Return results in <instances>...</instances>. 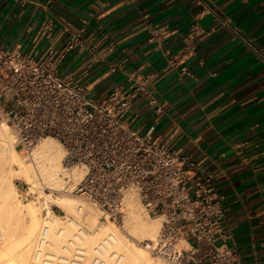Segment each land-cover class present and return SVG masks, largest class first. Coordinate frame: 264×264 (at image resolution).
Instances as JSON below:
<instances>
[{"label": "crops", "instance_id": "crops-1", "mask_svg": "<svg viewBox=\"0 0 264 264\" xmlns=\"http://www.w3.org/2000/svg\"><path fill=\"white\" fill-rule=\"evenodd\" d=\"M200 11L187 59L195 76L182 82L168 58ZM48 19L52 36L38 39ZM80 28L86 48L61 70L96 97L128 85L137 67L156 73L163 111L141 98L125 119L201 160L226 195L228 243L243 264H264V0H0V47L61 46Z\"/></svg>", "mask_w": 264, "mask_h": 264}, {"label": "built area", "instance_id": "built-area-1", "mask_svg": "<svg viewBox=\"0 0 264 264\" xmlns=\"http://www.w3.org/2000/svg\"><path fill=\"white\" fill-rule=\"evenodd\" d=\"M202 13L184 35V45L168 58L179 67L182 82L195 76L187 59L196 53L194 37L202 30ZM223 22L230 25L227 19ZM53 26L48 19L38 39L51 37ZM86 40L80 28L61 46L52 40L45 48L36 45L28 51L0 47V112L9 117L16 143L30 149L44 137L57 139L64 167L85 171L59 190L79 193L96 204L103 222L125 219V191L134 187L148 213L162 218L157 235L143 241L161 264H243L237 247L228 243L226 195L213 174L183 148L153 135L154 126L141 133L125 119L141 98L163 111L152 88L156 73L137 67L128 85L116 84L96 97L89 85L60 68L69 51L86 48ZM19 194L24 199L41 196L38 187L28 184ZM79 252L75 249L69 264ZM92 264L112 263L95 254Z\"/></svg>", "mask_w": 264, "mask_h": 264}, {"label": "bare ground", "instance_id": "bare-ground-1", "mask_svg": "<svg viewBox=\"0 0 264 264\" xmlns=\"http://www.w3.org/2000/svg\"><path fill=\"white\" fill-rule=\"evenodd\" d=\"M11 126L7 120L0 121V264H32V245L42 226H47L48 232L44 234L47 227L43 228L40 233L43 235L37 239L39 249L35 253L37 257H40L44 245L48 246H46L47 252L44 253L46 256L44 264L45 262L48 264L71 262L65 257L55 256V250L59 248V243L64 238L80 251L77 260L72 264H90L89 260L85 262L84 260L90 255L88 249H92L95 245H97L94 247L96 255H100L105 260L103 249L108 250L107 258L112 261V264H154V257L147 247L127 238L120 232L115 222L103 224L104 226L99 224L101 209L93 202L84 198L74 200L71 196H57L69 215V223L75 226L80 225L76 233L71 231L69 225L60 221L49 206V214L41 219L38 208L34 204L21 203L22 201L16 198L12 176L19 174L28 181H35L37 180L36 171H39L40 173H37L51 185L58 182L60 172L68 171L63 164V147L53 137H44L32 147L30 153L33 156L35 168L32 164L26 163L27 155L23 154V150L18 147L16 135L12 132ZM84 172L83 169L75 167L72 173L73 178H81ZM124 201L127 206L126 225L129 232L141 241L157 235L162 225V218L149 213L144 214L138 204L141 200L137 190L133 187L128 188L125 191ZM18 222H21V225ZM80 231H83L84 235ZM55 259H58V262Z\"/></svg>", "mask_w": 264, "mask_h": 264}, {"label": "rangeland", "instance_id": "rangeland-1", "mask_svg": "<svg viewBox=\"0 0 264 264\" xmlns=\"http://www.w3.org/2000/svg\"><path fill=\"white\" fill-rule=\"evenodd\" d=\"M2 120H7L11 124L9 117L7 115L3 114L2 112H0V121H2ZM11 130L15 134L12 126H11ZM50 138H52V137H50ZM18 147L23 150V154L26 153L25 154V155H27V156H25L26 163H30V164H32L34 166V164H33V156L30 153L32 148L24 149L20 145H18ZM15 167H16V165H15ZM34 168H35V166H34ZM74 168L75 167L70 168V169H66L68 171L67 173H63V172L61 173L60 172V174L58 175V178H59L58 182H56L55 184H51V185L48 182H45L44 178H42L43 176L41 174H39L40 173L39 171H36L37 180H35V181H32V180L28 181L27 179L20 177L19 174H15L14 177L12 176V183H13V187L16 188L15 189L16 190V195H17L16 198H18L20 202L22 201L21 203L28 202V203L34 204L38 208L39 215L41 216V219H43L44 217H46L49 214V212H48V206H49L51 208V210H53V214L55 213L54 215L58 216L60 221H62L64 224H67V225L70 226V229H71V231L73 233L74 232L75 233L78 232L79 231L78 227L80 228V225L79 226H75V225L69 223V221H68V216L69 215L67 214V212L65 211V209L63 208L61 203L59 202V197H57V196H71L72 198H74V200H75V198H77L79 200L81 198H84V199L88 200L87 198L83 197L79 193L59 190L65 183H68V182L72 181V180L71 181L68 180L69 178L75 179V178H73V174H72ZM37 172H39V173H37ZM37 182H39V183H37ZM27 184L28 185H34V186L38 187V191H39L41 196L37 197V198H28V199H24L23 197H21L20 194H19L20 190H21L22 186L27 185ZM130 188H132V187H130ZM46 199L48 200V202H47ZM88 201H90V200H88ZM138 204H139L140 208L144 211V214H147L148 212L143 207V205L141 204L140 201H138ZM101 213H102V211H101ZM100 216H101V214H100ZM100 216H99V219H100L99 224H101L102 226H104L106 224H110L111 222H113V221H105V222H103L102 218ZM11 219H16V218H11ZM126 219H127V216L125 217V219L121 223H115L117 225L118 229L120 230V232L122 234H124L125 236H127V238H129L130 240H133L134 242H137L139 244L140 243L144 244L143 241H141L136 236H133L129 232V230L127 228V225H126ZM18 223L21 225V222H18ZM45 227H47V226H42L41 227V229L39 230V232H38V234L36 236V239H35V241H34V243L32 245V251H31L32 264H44V261H45L44 259L46 258L44 253L47 252V250H48L47 247L48 246L44 245L45 249L43 248V251H42L40 257L38 256L39 258L36 256L35 252L39 249L38 243H37L38 242L37 239L39 238L40 233L42 232L43 228H45ZM47 232H48V227H47ZM80 233L82 235H84L83 231L82 232L80 231ZM95 246H97V245H95ZM94 247L92 249H88V252H90V255L88 257H86L84 262L86 260H89L90 264H91V262L93 260V257L96 254V250L94 249ZM74 248L76 249L75 245L69 244V242L67 240H65V238H64V239H62V241H60L59 248L55 250V256H57L58 258L60 256H62V257H65L66 259H73V258H75V249ZM103 250H104L103 251V256L106 258V260L109 261V259L107 258L108 257L107 256L108 250L106 248H104ZM152 255L150 254L152 259L154 257V259H153V261L155 260L154 264H161L160 260L158 258H156L154 255L152 257ZM56 260L58 262V259H55V261ZM110 262L112 263V261H110ZM45 264H48V263L45 262Z\"/></svg>", "mask_w": 264, "mask_h": 264}]
</instances>
